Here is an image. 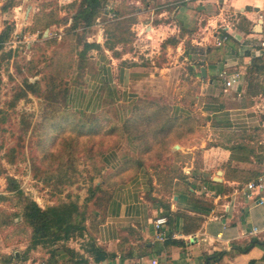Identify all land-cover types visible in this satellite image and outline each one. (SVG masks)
<instances>
[{"label":"crops","instance_id":"1","mask_svg":"<svg viewBox=\"0 0 264 264\" xmlns=\"http://www.w3.org/2000/svg\"><path fill=\"white\" fill-rule=\"evenodd\" d=\"M107 1L105 16L130 19V30L142 43L117 56L105 47L101 17L85 29L84 42L99 48L90 50L73 78L69 106L92 115L122 104L130 116L139 100H162L174 118L187 120L191 128L183 130L171 153L186 157L188 185L178 188L170 206L203 221L185 235V220L177 219L174 229L165 228L167 240L158 241L153 221L164 209L149 199V174L141 168L111 189L94 236L115 258L100 264H207L218 252L225 256L217 264L259 261L260 247L246 253L240 248L254 239L264 242V192L249 198L243 191L253 181L244 182L246 174L260 176L264 163V76L249 72L264 53V0ZM71 22L72 17L65 27ZM224 36L227 41L217 46ZM236 71L242 73L241 84L226 91L220 74ZM260 85L263 91L257 92ZM127 143L131 155L115 164L117 155L108 157L110 167L135 160ZM204 208L207 214L200 213Z\"/></svg>","mask_w":264,"mask_h":264},{"label":"rangeland","instance_id":"2","mask_svg":"<svg viewBox=\"0 0 264 264\" xmlns=\"http://www.w3.org/2000/svg\"><path fill=\"white\" fill-rule=\"evenodd\" d=\"M5 2L0 0V33L7 23L14 29L0 52V264H74L62 251L52 258L51 248L30 247L33 230L23 217L24 198L43 210L76 203L86 218L87 237L73 238L67 247L88 256L87 242L104 221L110 175L117 169L106 159L117 155L115 164L130 156V140L135 160L140 157L148 170L152 198L172 203L174 191L169 180L165 186L164 175L178 176L186 157L173 155L172 145H155L156 140L148 138L155 123L139 116L131 120L122 104L92 115L69 106L71 83L87 58H81L85 32L65 27L78 9L77 0L69 5L17 0L7 13L2 10ZM116 19L104 15L100 24L106 29ZM128 38L135 45L117 46L118 53L142 43L134 33ZM256 91H263L262 86ZM139 107L145 112V106L137 105L134 111ZM148 139L154 144L151 152L139 154Z\"/></svg>","mask_w":264,"mask_h":264},{"label":"trees","instance_id":"3","mask_svg":"<svg viewBox=\"0 0 264 264\" xmlns=\"http://www.w3.org/2000/svg\"><path fill=\"white\" fill-rule=\"evenodd\" d=\"M5 5L3 7V12L7 13V10L10 7H16L15 1L17 0H5ZM107 0H80L78 3V9L74 16L72 17V22L70 23L69 30L77 31V30H85L91 26H93L97 19L105 15V9L107 6ZM133 21V20H132ZM67 24V20L65 22ZM130 19H116L108 23L105 33L107 36V41L105 43V47L114 52L115 55L120 56L121 53L115 52V47L117 45H127L130 42L128 36L132 34ZM14 27L10 24H5V28L0 33V52L4 49V46L9 42ZM84 48L81 52V58L84 60L87 57L89 51L93 48H99V46L91 45L86 42L83 44ZM10 55V53H8ZM81 59V60H82ZM251 67V68H250ZM249 68V72L252 76H264V53L260 58H257L253 61ZM67 102H68V94H67ZM145 106L146 110L143 112V109L139 107L138 111H132V116L130 115V119H136V117H141L143 121L147 124L155 123L156 128L148 138H154L156 141L155 145H161L170 147L175 143V140L180 139L183 133V130L191 128V125L188 124L187 120H180L178 118H174L171 115V109L165 104L162 103V100H152V101H142L139 100L135 106ZM141 121V122H143ZM142 124V123H141ZM138 127V125H137ZM136 127V129H137ZM147 131H149L147 129ZM152 140L148 139L144 146H140L135 144L134 140L132 141L134 146L138 149L140 146V152L149 153L153 148ZM146 148V149H145ZM171 148V147H170ZM169 148V149H170ZM145 149V150H144ZM173 155H181L179 152L172 153ZM133 168V169H132ZM141 168L145 167V164L142 159L137 158L134 161L125 162L121 166H119L116 170H113L110 175V188L113 189L118 184L128 182L131 180L137 171ZM131 169V174H126V171ZM179 171L178 176L173 174L172 177H169L167 173L164 175V179L166 181L165 186L167 185V181L169 180L170 188L174 191V194L179 192V187L183 185H188L187 182V174H185L183 168ZM247 175V176H246ZM243 179L244 182H249L251 180L257 179L256 173H248ZM14 180L10 179V183H13ZM149 183L150 179H149ZM151 186V185H150ZM151 191V187H150ZM149 199L153 202H158L159 206L164 209L163 215L167 217L168 224L167 226L171 227V230L174 229L175 220L184 219L185 225L183 229V233L188 235L190 233L196 232L199 230L201 223L203 221L202 218L191 217L184 212H172L170 202L164 200H155L151 196V192L148 193ZM174 196H172L173 198ZM111 198V192L110 197ZM24 219L26 223L32 228V238H31V248L36 249L38 247H46L51 248V257L55 258L60 251L64 253V255H68L69 261L74 264H89L92 259L95 264H100L104 261L111 260L115 258V255L109 254L105 251V249L99 247L96 243L95 238H90L88 240V245L86 246L85 253L88 256H80L73 249L67 247L69 241L73 238L81 237L87 235V226H86V218L84 213L80 210L79 206L76 203L62 204L59 206H54L43 210L38 206L36 202H33L29 199L24 198ZM108 200V202H109ZM107 202V203H108ZM209 208H204L200 213L207 214ZM166 226V227H167ZM170 237V236H169ZM174 243V242H173ZM179 243V242H178ZM183 245V242H180ZM254 247H260L264 251V242H260L257 239L251 241V243L241 249V253L249 252L250 249ZM225 256V252H218L208 256L207 264H217L222 258ZM248 264H264V255L259 260H252Z\"/></svg>","mask_w":264,"mask_h":264},{"label":"built area","instance_id":"4","mask_svg":"<svg viewBox=\"0 0 264 264\" xmlns=\"http://www.w3.org/2000/svg\"><path fill=\"white\" fill-rule=\"evenodd\" d=\"M227 41V37L224 36L217 41V46H222L224 42ZM264 45V44H263ZM221 78L223 79L225 90L229 91L236 86H239L242 81V73L239 71L233 72L231 74L223 72ZM262 174L255 180L247 183L243 189L244 194L247 197H253L255 192L262 193L264 192V163L262 164ZM168 224V219L164 215H160L153 221V226L157 232V240L160 242H165L167 240V235L165 228ZM151 264H160L157 260H153Z\"/></svg>","mask_w":264,"mask_h":264},{"label":"water","instance_id":"5","mask_svg":"<svg viewBox=\"0 0 264 264\" xmlns=\"http://www.w3.org/2000/svg\"><path fill=\"white\" fill-rule=\"evenodd\" d=\"M247 10H250V8H247ZM48 34H49V30H47L46 32H45V37H47L48 36ZM201 73H202V75L205 77L206 76V70H205V68H202V70H201ZM221 173H219V175H220ZM177 199V198H176Z\"/></svg>","mask_w":264,"mask_h":264}]
</instances>
